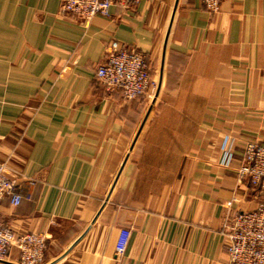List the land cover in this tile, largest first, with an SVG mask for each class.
Wrapping results in <instances>:
<instances>
[{
	"label": "crops",
	"instance_id": "1",
	"mask_svg": "<svg viewBox=\"0 0 264 264\" xmlns=\"http://www.w3.org/2000/svg\"><path fill=\"white\" fill-rule=\"evenodd\" d=\"M111 40L145 54L153 100L98 81ZM249 140L264 142V0H140L87 22L0 0V163L21 195L0 220L45 235L39 264H227L225 217L264 201L236 174ZM18 262L13 245L0 264Z\"/></svg>",
	"mask_w": 264,
	"mask_h": 264
},
{
	"label": "built area",
	"instance_id": "2",
	"mask_svg": "<svg viewBox=\"0 0 264 264\" xmlns=\"http://www.w3.org/2000/svg\"><path fill=\"white\" fill-rule=\"evenodd\" d=\"M223 0H200L204 8L214 13ZM140 0H60L62 13L84 21L95 16H108L109 8L115 6L130 9ZM94 74L108 91L118 90L124 99L145 96L153 98L155 84L152 83L145 54L139 49L111 40L105 47L103 61L95 67ZM232 153L224 149L221 163L228 165ZM239 179H245L264 198V142H246L238 164ZM9 197L17 205L21 195L16 178L7 175L5 165L0 163V199ZM226 242L224 251L227 264H264V201L250 210L237 211L227 215L222 224ZM46 237L37 232L15 234L0 220V261L6 259L11 246L19 251L18 264H39L42 261ZM125 244L116 245L121 254Z\"/></svg>",
	"mask_w": 264,
	"mask_h": 264
},
{
	"label": "rangeland",
	"instance_id": "3",
	"mask_svg": "<svg viewBox=\"0 0 264 264\" xmlns=\"http://www.w3.org/2000/svg\"><path fill=\"white\" fill-rule=\"evenodd\" d=\"M155 84V91H156V83H154ZM108 91V90H107ZM113 91H118V90H113ZM155 91H154V96H155ZM119 92V91H118ZM120 93V92H119ZM154 96H153V98H151V100H153L154 99ZM227 139H225V141H224V143H222L221 144V149H223V152H224V149H225V147H226V144H227V142L229 141V140H231L230 141V145L229 146H231L232 145V139H228L227 141H226ZM249 141H253V140H249ZM255 141V140H254ZM246 142H248V141H246ZM246 142H245V144H246ZM245 144H244V146H245ZM228 146V147H229ZM244 146H243V149H244ZM243 149H242V153H243ZM228 150H230V148H228ZM242 153H241V155H242ZM222 156H223V154H222ZM233 158V157H232ZM222 159V158H221ZM240 159H241V156H240V158H239V160H238V163L237 164H239V161H240ZM222 165H224V164H222ZM229 165V164H228ZM228 165H225V166H228ZM237 168H238V165H237V167H236V174H237ZM237 177H238V174H237ZM243 180H245V179H243ZM247 181V180H246ZM248 182V181H247ZM249 184V183H248ZM251 186V185H250Z\"/></svg>",
	"mask_w": 264,
	"mask_h": 264
}]
</instances>
